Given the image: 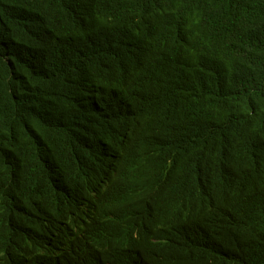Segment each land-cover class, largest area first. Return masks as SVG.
Returning a JSON list of instances; mask_svg holds the SVG:
<instances>
[{
    "label": "trees",
    "instance_id": "16d2710c",
    "mask_svg": "<svg viewBox=\"0 0 264 264\" xmlns=\"http://www.w3.org/2000/svg\"><path fill=\"white\" fill-rule=\"evenodd\" d=\"M0 264H264V0H0Z\"/></svg>",
    "mask_w": 264,
    "mask_h": 264
}]
</instances>
